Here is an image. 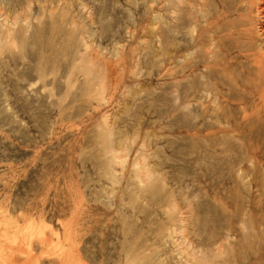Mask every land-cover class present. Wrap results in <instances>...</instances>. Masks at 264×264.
<instances>
[{
    "label": "rangeland",
    "instance_id": "obj_1",
    "mask_svg": "<svg viewBox=\"0 0 264 264\" xmlns=\"http://www.w3.org/2000/svg\"><path fill=\"white\" fill-rule=\"evenodd\" d=\"M210 1L0 0L9 263L59 264L70 228L72 264H264V103L241 89L264 79L234 53L203 69L188 22L208 40Z\"/></svg>",
    "mask_w": 264,
    "mask_h": 264
},
{
    "label": "bare ground",
    "instance_id": "obj_2",
    "mask_svg": "<svg viewBox=\"0 0 264 264\" xmlns=\"http://www.w3.org/2000/svg\"><path fill=\"white\" fill-rule=\"evenodd\" d=\"M193 2V0H192ZM190 4V3H189ZM211 6V13H209V18L207 19L208 20V23H207V28L210 35H209V39L207 37L208 40L205 39V33L203 31H201V29H196V26H198L197 22L196 23V18L195 16H191V18L189 19V21L191 20V22H188V23H191L190 27H191V34H193L195 36V39L197 41V43L193 44V45H196L198 46L199 48V55L200 57H198L199 59L200 58H203L204 61H203V69H205L206 72H208V68L211 67L212 69V66H207L206 63H208V59H210L212 61V59L214 58L213 56L214 55H218V54H221V59L218 58H215L216 60L219 59L220 62L218 63H221L222 68L227 65L231 60H229V62L226 60V57L229 55L231 56V53H234L236 55V57H232V61L230 63H234L233 61H235L236 65L234 67H237V64L239 65H242V69L241 70H245L246 73H250L252 75H254L258 81L259 80H262L264 79V42L261 43L262 41H264V0H220V2H218L217 0H211L210 3H209ZM212 4L214 5V7L212 6ZM177 5V4H176ZM193 7L196 6L195 4H192ZM200 6V5H199ZM202 7V6H201ZM213 7V8H212ZM197 8V7H195ZM191 9V7H190ZM199 9V8H198ZM194 11V9H193ZM192 11V14L194 15ZM197 11V9H196ZM199 11H201L199 9ZM198 11V12H199ZM196 14V12H195ZM199 14H202L201 12ZM198 14V15H199ZM201 16V15H200ZM203 16V15H202ZM202 19V17H201ZM206 19V18H205ZM204 20V19H203ZM207 20H205L207 22ZM202 23V22H201ZM189 26V25H188ZM205 28H203V30H205ZM190 29V28H189ZM206 31V30H205ZM190 34V35H191ZM194 36H193V39H194ZM219 41H223L225 47L222 48L224 50V53H220L221 49L220 47H223V43L220 45L219 47ZM261 41V42H260ZM260 42V43H259ZM195 46V47H197ZM193 47V46H192ZM146 48V47H145ZM194 48V47H193ZM191 49V50H195L194 49ZM188 51V50H187ZM195 52H197L195 50ZM195 52H193V54H195ZM198 53V52H197ZM198 55V54H197ZM185 55H183V58H184ZM191 56H192V53H191ZM190 56V57H191ZM196 56V54H195ZM189 57V56H188ZM187 57V58H188ZM197 57V56H196ZM216 57V56H215ZM181 58V59H183ZM186 58V56H185ZM194 58V57H192ZM196 58V60L194 62H197V60L199 61V59ZM191 58H189V63L190 65H192L194 62L192 60H190ZM229 59V58H227ZM143 60V59H142ZM194 60V59H193ZM216 60H214L213 62H215ZM183 61V60H182ZM185 61V60H184ZM175 62V61H174ZM188 62H185V64H187ZM202 62V61H201ZM205 62V63H204ZM210 62V61H209ZM211 62V63H213ZM217 63V64H218ZM234 63V64H235ZM158 64V63H157ZM198 63H195V65H197ZM214 64V63H213ZM216 64V63H215ZM214 64V66H216ZM188 65L187 64V68H188ZM189 65V66H190ZM201 66V63L199 64ZM205 65V66H204ZM212 65V64H210ZM179 66V65H178ZM183 67H180V79L181 80H186L187 78H185L187 75L185 74L184 75V65H182ZM192 67H194V65H192ZM196 67V66H195ZM194 67V68H195ZM219 67V64L217 66V68ZM226 67V66H225ZM224 67V68H225ZM232 67V68H234ZM182 68V69H181ZM186 68V69H187ZM216 68V67H215ZM229 68V67H228ZM227 68L224 69V71H229V69ZM196 69V68H195ZM219 69V68H218ZM221 69V67H220ZM237 69V68H236ZM191 70V71H190ZM189 71L190 72H195V70L193 68H191ZM194 70V71H193ZM199 70V69H197ZM196 70V73H195V76L198 74ZM202 71V70H201ZM204 71V72H205ZM216 71V70H215ZM223 71V73H224ZM233 73L235 71L232 70ZM200 72V71H199ZM205 72V73H206ZM212 72V70H211ZM214 73V72H213ZM219 73L223 74L222 72H218L217 71V74L219 75ZM232 73V72H231ZM237 73V71H236ZM242 73V72H241ZM246 73H242V74H246ZM200 74V73H199ZM204 74V73H203ZM209 75V73H207ZM215 74V73H214ZM213 74V75H214ZM220 74V75H221ZM226 74V73H225ZM225 74H223V76H225ZM241 74V76H242ZM190 75L194 76L193 74L190 73ZM179 76V75H178ZM185 76V77H184ZM228 76V75H226ZM237 76H239V74H237ZM246 76V75H245ZM247 76H250V75H247ZM198 77V75H197ZM196 77V79H197ZM219 77V76H218ZM230 78V77H229ZM243 78V77H242ZM179 79V78H178ZM201 80V79H200ZM251 80V79H250ZM204 81V80H203ZM206 81V80H205ZM228 81V80H227ZM245 81V80H244ZM182 82V81H181ZM192 82V81H191ZM207 82V81H206ZM204 82V83H206ZM229 82V81H228ZM233 82V81H232ZM247 82V81H246ZM260 82V81H259ZM189 83V82H188ZM198 83V82H197ZM202 83V84H204ZM264 83V82H263ZM181 84V83H180ZM193 84V82H192ZM201 84V83H200ZM201 84V86H202ZM209 84L208 82L205 84L207 85ZM231 84V83H230ZM115 85V84H114ZM204 85V87H205ZM211 85V84H210ZM223 85V84H222ZM250 85V84H249ZM116 86V85H115ZM198 86V85H197ZM213 86V85H212ZM210 86V87H212ZM226 86V85H224ZM223 86V87H224ZM228 86V85H227ZM236 86V85H235ZM250 87L251 89V86H248ZM254 87V86H253ZM187 88V87H186ZM197 88V87H196ZM231 88V87H230ZM185 89V88H184ZM194 89V88H192ZM215 88L213 87V89H209V88H200V91L201 93H203L207 98L210 96V94L212 92H216L214 90ZM221 89V88H220ZM243 89L244 93H246V96L247 94H252V95H255L258 100L262 103L261 105H263V101H264V89H262L261 92L259 90V92H255L256 91V88H252L253 90H255L254 92L251 91V90H248L249 88H247V83L246 85L244 84V86L241 88ZM198 90V89H197ZM234 90V88H233ZM249 92H248V91ZM258 90V89H257ZM251 91V92H250ZM191 92V90H190ZM218 92V91H217ZM236 92V91H235ZM196 93L198 92H191V97H190V101H195V103L197 102V98H196ZM184 94V93H183ZM214 96L212 95L211 98H213ZM215 97L217 98V96L215 95ZM210 98V100H211ZM215 98V99H216ZM254 98V97H253ZM184 99V98H183ZM200 99H202L200 97ZM215 99H212L211 103H215ZM218 99V98H217ZM184 100H187L188 99H184ZM183 100V101H184ZM199 100V99H198ZM207 100V99H205ZM257 100V99H256ZM182 101V99H181ZM183 102V104H181L182 106H187V103L188 102ZM209 101V100H208ZM253 101V99H252ZM193 103V102H192ZM194 103V104H195ZM199 103V102H198ZM245 103V102H244ZM253 103V102H252ZM259 103V102H258ZM191 104V103H190ZM194 104H193V107H194ZM203 105V103H201ZM200 104V105H201ZM240 104V103H239ZM260 104V103H259ZM209 106H205V109L204 110H209V107H210V104H208ZM244 105V104H243ZM246 105V104H245ZM256 105V104H255ZM186 106H185V109H186ZM196 106V104H195ZM190 107V106H189ZM196 108V107H194ZM202 109V107H201ZM210 109H212L210 107ZM192 111V109H191ZM247 113V112H246ZM205 115V114H204ZM257 116V115H256ZM255 116V117H256ZM204 117V116H203ZM246 117V116H245ZM251 117V116H250ZM209 118V117H208ZM207 118V119H208ZM242 118V117H241ZM251 120V119H250ZM209 121V120H208ZM227 121V120H226ZM229 121V120H228ZM249 121V120H248ZM226 123V122H225ZM226 125V124H225ZM223 126V125H222ZM227 127V126H226ZM224 129V127H223ZM221 132V131H220ZM206 135V134H205ZM224 135V134H223ZM207 136V135H206ZM226 136V134H225ZM208 137V136H207ZM200 138V137H199ZM202 138V137H201ZM118 163V162H117ZM248 163V162H247ZM148 167V166H147ZM145 169V168H144ZM147 174V173H146ZM169 216V215H168ZM10 223V221H9ZM35 222L33 220L29 221L28 225L26 228H28L29 230L31 231H35L37 230L38 225L36 224L37 228L35 230H33V226ZM39 224V223H38ZM44 225V224H42ZM41 225V226H42ZM68 228L70 227V224H68ZM35 226V227H36ZM48 226V225H47ZM73 228V227H72ZM6 229V228H5ZM40 230V229H39ZM51 230V229H50ZM43 231V230H42ZM70 228L69 230L67 231L66 233V237H67V241L68 243H66L61 249H59L60 251H58V255L55 253V257H56V261L59 263V264H68L69 262L72 261V258L76 257V254H74L76 252V246L70 244L71 243V236H73V232L71 233L70 232ZM2 232V231H1ZM0 232V233H1ZM41 232V231H40ZM5 234V232H4ZM8 234V233H7ZM32 235V234H30ZM40 235V234H38ZM4 236V235H2ZM75 236V234H74ZM73 236V237H74ZM13 237V235H12ZM11 237V238H12ZM2 238V237H1ZM8 238V237H6ZM22 238V237H21ZM50 238V237H49ZM13 239V238H12ZM15 239V238H14ZM44 239V237H43ZM11 240V239H9ZM41 240V239H40ZM6 241V239H5ZM15 241V240H14ZM44 241V240H43ZM49 241V239L47 238V242ZM8 243V241H6ZM45 242H46V239H45ZM12 242L11 241V244L8 243V245L5 247L6 249L3 248V246L1 247L0 245V263L2 262H5V264H14V263H9L10 261V258L14 255L12 254V249L14 248V245H13V248H11L10 246L12 245ZM19 243V242H18ZM41 243H42V240H41ZM49 243V242H48ZM4 244V242H3ZM10 245V246H9ZM17 245V244H15ZM20 246V245H19ZM17 245V248L19 247ZM25 246V245H24ZM46 246V245H45ZM196 246V245H195ZM16 247V246H15ZM25 248V247H24ZM15 250V249H14ZM19 251V250H18ZM46 251V250H45ZM55 251V250H54ZM190 251V250H189ZM56 252V251H55ZM30 254V253H29ZM46 255V254H45ZM54 255V254H53ZM77 259V258H76ZM162 262V261H161ZM208 260L205 259V258H202V260H200V258H196L192 255L191 258H189V260L186 262V264H208ZM76 263H79L78 260H76ZM72 264V262H71ZM158 264V263H156ZM160 264V262H159Z\"/></svg>",
    "mask_w": 264,
    "mask_h": 264
}]
</instances>
